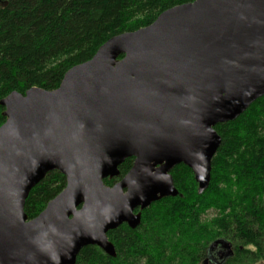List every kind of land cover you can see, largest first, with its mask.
<instances>
[{"label":"water","instance_id":"1","mask_svg":"<svg viewBox=\"0 0 264 264\" xmlns=\"http://www.w3.org/2000/svg\"><path fill=\"white\" fill-rule=\"evenodd\" d=\"M263 96L264 0L175 6L108 39L55 90L10 93L0 100V264H75L88 246L114 258L107 233L176 197L180 164L201 195L221 145L214 128ZM50 172L65 187L29 220L25 201ZM218 244L232 255L224 241L210 250Z\"/></svg>","mask_w":264,"mask_h":264},{"label":"trees","instance_id":"2","mask_svg":"<svg viewBox=\"0 0 264 264\" xmlns=\"http://www.w3.org/2000/svg\"><path fill=\"white\" fill-rule=\"evenodd\" d=\"M193 1L0 0V100L31 88L55 90L70 68L90 60L111 37L145 28L162 12ZM3 112L0 107V126ZM214 129L221 145L201 195L192 172L174 167L176 197L143 210L137 228L123 224L107 233L114 258L88 246L75 264H201L216 241L232 247L218 264H264V96ZM132 163L127 159L118 177L104 184H116ZM64 187L65 177L48 173L25 201L27 218L41 213ZM208 211L214 212L210 219L204 218Z\"/></svg>","mask_w":264,"mask_h":264},{"label":"flooded vegetation","instance_id":"3","mask_svg":"<svg viewBox=\"0 0 264 264\" xmlns=\"http://www.w3.org/2000/svg\"><path fill=\"white\" fill-rule=\"evenodd\" d=\"M232 249V247H231ZM225 250L222 249V245L218 244L213 250H211L208 254H207V258L202 261L201 264H218L219 261L225 259ZM217 262V263H216Z\"/></svg>","mask_w":264,"mask_h":264},{"label":"rangeland","instance_id":"4","mask_svg":"<svg viewBox=\"0 0 264 264\" xmlns=\"http://www.w3.org/2000/svg\"><path fill=\"white\" fill-rule=\"evenodd\" d=\"M181 178L184 179L183 176H181ZM182 185H185V181H182ZM196 188H197V187H196ZM213 216H214V212H213V211H208V212L205 214L204 218H206V219H210V218L213 217Z\"/></svg>","mask_w":264,"mask_h":264}]
</instances>
